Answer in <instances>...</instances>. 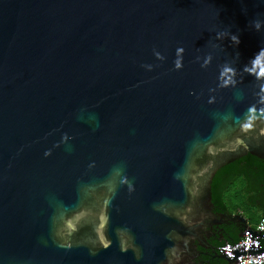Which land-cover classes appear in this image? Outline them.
I'll return each instance as SVG.
<instances>
[{"label":"water","instance_id":"water-1","mask_svg":"<svg viewBox=\"0 0 264 264\" xmlns=\"http://www.w3.org/2000/svg\"><path fill=\"white\" fill-rule=\"evenodd\" d=\"M262 69L264 0H0V264L260 258L211 182L264 161Z\"/></svg>","mask_w":264,"mask_h":264},{"label":"trees","instance_id":"trees-1","mask_svg":"<svg viewBox=\"0 0 264 264\" xmlns=\"http://www.w3.org/2000/svg\"><path fill=\"white\" fill-rule=\"evenodd\" d=\"M235 179H240L243 183L242 192L245 194V201L248 204L255 206V208L260 211V216L258 218L259 221L261 217H264V197L261 193L262 189L254 190L257 193V195L254 196L257 200L253 202L249 201L246 193L250 191L248 179L255 182V188H260L261 185H264V163L251 155L241 157L232 163L223 166L215 173L211 182V203L213 208L216 210H218L217 208H221L222 211L231 212L224 200V196L225 192L230 187V184ZM237 233L238 230L234 229L232 232H229L228 235H225L224 239L214 244L218 248L225 242H234L238 239ZM208 259L209 264L222 263V261L216 257L210 256Z\"/></svg>","mask_w":264,"mask_h":264},{"label":"flooded vegetation","instance_id":"flooded-vegetation-1","mask_svg":"<svg viewBox=\"0 0 264 264\" xmlns=\"http://www.w3.org/2000/svg\"><path fill=\"white\" fill-rule=\"evenodd\" d=\"M264 163V161H262ZM252 178V176H251ZM255 182L253 180L248 179V185L250 186V191L246 193V196H248L249 201L253 202L256 201L257 199L254 197L257 195V193L254 191L256 189H262L261 193L262 196L264 197V185H261L260 188H255ZM255 208V207H254ZM218 210L213 208L214 213L220 214L221 212H226L222 211L221 208H217ZM221 210V211H219ZM228 212V211H227ZM230 214L236 215L239 214L242 216L241 212L238 209H235L234 211L228 212ZM239 219L235 217L234 219H228V218H222V222L220 224L214 225L212 227V233L213 235L209 237L208 241L216 246L214 243L221 241L224 239L225 235H228L229 232H232V230L237 229L239 231ZM217 238V240H216ZM201 250V249H200ZM204 253H206L205 250H202ZM209 257L207 255H199L196 258V262L201 263V264H209Z\"/></svg>","mask_w":264,"mask_h":264},{"label":"rangeland","instance_id":"rangeland-1","mask_svg":"<svg viewBox=\"0 0 264 264\" xmlns=\"http://www.w3.org/2000/svg\"><path fill=\"white\" fill-rule=\"evenodd\" d=\"M243 183L235 179L225 192L224 200L230 211L238 209L250 226H253L260 216V211L245 201V194L242 192Z\"/></svg>","mask_w":264,"mask_h":264},{"label":"built area","instance_id":"built-area-1","mask_svg":"<svg viewBox=\"0 0 264 264\" xmlns=\"http://www.w3.org/2000/svg\"><path fill=\"white\" fill-rule=\"evenodd\" d=\"M252 232H262L264 231V217H261L259 221L255 223L254 226H249ZM249 230V229H248ZM238 240L243 243V245H248L249 241L246 237H239ZM260 258L252 259L251 256L244 255L239 258L240 264H264V255H259Z\"/></svg>","mask_w":264,"mask_h":264},{"label":"clouds","instance_id":"clouds-1","mask_svg":"<svg viewBox=\"0 0 264 264\" xmlns=\"http://www.w3.org/2000/svg\"><path fill=\"white\" fill-rule=\"evenodd\" d=\"M262 71V74H264V69L261 70ZM247 127V126H246Z\"/></svg>","mask_w":264,"mask_h":264},{"label":"crops","instance_id":"crops-1","mask_svg":"<svg viewBox=\"0 0 264 264\" xmlns=\"http://www.w3.org/2000/svg\"><path fill=\"white\" fill-rule=\"evenodd\" d=\"M251 206H252V207H255V206H253V205H251ZM256 209H257V208H256ZM248 225H249V224H248ZM254 225H255V224H254ZM254 225H253V226H254ZM249 226H250V225H249ZM251 227H252V226H251Z\"/></svg>","mask_w":264,"mask_h":264}]
</instances>
